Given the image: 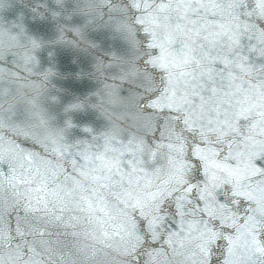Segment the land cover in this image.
<instances>
[{
	"label": "snow or ice",
	"instance_id": "6c2138e0",
	"mask_svg": "<svg viewBox=\"0 0 264 264\" xmlns=\"http://www.w3.org/2000/svg\"><path fill=\"white\" fill-rule=\"evenodd\" d=\"M5 29L0 264H264V0H0ZM88 81L63 111L107 124L69 141L46 105Z\"/></svg>",
	"mask_w": 264,
	"mask_h": 264
},
{
	"label": "water",
	"instance_id": "95a60500",
	"mask_svg": "<svg viewBox=\"0 0 264 264\" xmlns=\"http://www.w3.org/2000/svg\"><path fill=\"white\" fill-rule=\"evenodd\" d=\"M28 44V37L5 29L3 34H0V56H7L17 52L22 53ZM59 67L61 71L64 70L63 64ZM54 83L58 87L63 84V82L58 79L54 80ZM94 87L95 85L92 82H84L73 87L72 95L62 94L61 102L59 104L46 105L49 111L55 115L56 119L54 123L57 126H63L66 119L72 120L74 127L67 133L69 141L87 138L88 134L83 131L85 127L92 128L94 132H100L106 127L107 122L105 119L96 110L87 106L82 110L68 113L63 111L64 105L74 99V97L79 96L80 98H84L89 92L94 90Z\"/></svg>",
	"mask_w": 264,
	"mask_h": 264
}]
</instances>
